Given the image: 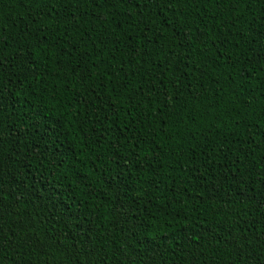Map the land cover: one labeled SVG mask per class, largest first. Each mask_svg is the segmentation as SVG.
I'll use <instances>...</instances> for the list:
<instances>
[{
	"label": "trees",
	"instance_id": "obj_1",
	"mask_svg": "<svg viewBox=\"0 0 264 264\" xmlns=\"http://www.w3.org/2000/svg\"><path fill=\"white\" fill-rule=\"evenodd\" d=\"M141 8L0 0L2 264H264V0Z\"/></svg>",
	"mask_w": 264,
	"mask_h": 264
},
{
	"label": "snow or ice",
	"instance_id": "obj_2",
	"mask_svg": "<svg viewBox=\"0 0 264 264\" xmlns=\"http://www.w3.org/2000/svg\"><path fill=\"white\" fill-rule=\"evenodd\" d=\"M33 2H35L37 5L43 6V5H47L49 3L52 2V0H33ZM94 2H96V0H94ZM112 2L114 3H124V4H132L135 5L137 7H139L140 5H142V8L140 9L141 12L143 11V8H148L149 11H152L154 9H163L164 7H167L169 5L172 4H176L178 3V0H112ZM201 3H207V4H211V3H223V2H227L232 6H236L238 7L239 5L243 4L245 7L249 6L253 0H200ZM171 10V9H170ZM50 14V11L49 13ZM237 19H239L240 17L237 16ZM177 23H179V27H183V23L179 22V19L177 18ZM167 27L168 28H172V21L169 20L167 22ZM179 31V28H173V34H175V32ZM38 32H44V29L41 27ZM63 35V34H62ZM203 35V33H202ZM181 36L184 37L185 41L188 40V34L187 32L185 33H181ZM47 38V33L45 32L44 36L40 38V40L38 41V44H43L44 40ZM214 39H219L220 43H225L224 41V37L222 36H218ZM207 40V37H206ZM55 43V42H54ZM177 43H179V37L177 38ZM238 46V45H237ZM227 47V44H225V48ZM64 49H61V51H63ZM44 51L47 52L48 54V59H53L54 57H56L58 55V52H56L54 49L50 50L47 46H45ZM221 55H223V52H220ZM229 59H231V57L229 56H225V62H227ZM0 63H2V61H0ZM161 67H163V65H161ZM233 67H235V62H233ZM168 71H171V69H169ZM105 73H106V69H105ZM104 74V73H102ZM165 74H167V72H165ZM151 89L155 90L156 89V84L155 82H149ZM144 89L141 90V94L143 93ZM175 99H179L178 96L175 97ZM115 107V105H113ZM125 108V115H128L131 113V107L129 105H122ZM209 108L211 107H215V105H208ZM164 108V105L160 106V110L162 111ZM117 111H119V108H117ZM206 116H211L212 121L215 122L216 120H218L220 118V114L216 113L215 115H213L211 112H207L205 113ZM163 124H167V120L165 119L163 121ZM212 125H209V127H211ZM129 130H131V127L129 125ZM131 139L129 140V143H131ZM3 195V191L2 189H0V196ZM0 264H2V261H0Z\"/></svg>",
	"mask_w": 264,
	"mask_h": 264
}]
</instances>
